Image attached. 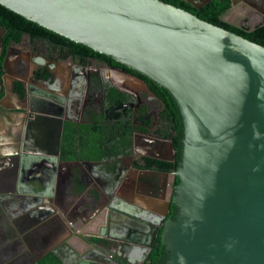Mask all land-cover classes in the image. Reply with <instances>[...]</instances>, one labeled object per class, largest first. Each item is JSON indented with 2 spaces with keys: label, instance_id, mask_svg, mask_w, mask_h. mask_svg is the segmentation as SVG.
Here are the masks:
<instances>
[{
  "label": "water",
  "instance_id": "1",
  "mask_svg": "<svg viewBox=\"0 0 264 264\" xmlns=\"http://www.w3.org/2000/svg\"><path fill=\"white\" fill-rule=\"evenodd\" d=\"M183 1L200 9L211 0ZM230 1L226 15L236 6ZM0 5L141 74L173 99L183 148L179 183L162 216L172 200L178 214L161 235L169 252L166 264H264V46L161 0H0ZM4 32L0 26V48ZM114 72L121 81L136 78L122 69ZM5 87L11 94V80ZM22 153L29 158L58 152L23 148ZM16 168L20 175L29 166ZM52 187L43 178L15 180L13 190H0V201L30 209L36 221L49 218L55 230L71 229L73 223L52 203ZM27 199H33L30 206ZM4 214L9 229L22 220L19 213Z\"/></svg>",
  "mask_w": 264,
  "mask_h": 264
},
{
  "label": "flooded vegetation",
  "instance_id": "2",
  "mask_svg": "<svg viewBox=\"0 0 264 264\" xmlns=\"http://www.w3.org/2000/svg\"><path fill=\"white\" fill-rule=\"evenodd\" d=\"M235 3L237 11L231 12L228 19L242 26L250 22L264 24V0ZM5 34L6 30L0 48V190H13L15 180L43 178L53 184L52 203L73 226L55 230L49 218L36 221L28 213L30 209L25 212L0 201V264H51L49 256L60 264H144L165 223L173 219L172 214H178L177 207L172 210L171 200L163 218L161 205L175 195L178 168L166 171L154 163L148 166L150 160H175L167 135L174 133L161 115L162 104L148 92L143 80L125 77L121 81L114 69L122 68L80 51L77 43L24 34L19 43L5 44ZM8 80L12 86L9 95L5 91ZM116 90L123 94L117 106L110 99ZM117 115L131 122V140L126 147L131 148L130 152L118 158L107 156L102 161L84 158L85 149L116 148L112 143L116 140ZM26 137L28 147L23 146ZM67 144L78 148L77 158L62 159L61 148H68ZM23 148L58 153L23 158ZM23 165L29 168L20 170L19 175L16 166L20 169ZM134 177V193L148 199L141 207L132 202L135 209L123 211L118 194L129 190ZM126 195L127 201L132 198L129 191ZM159 200L165 203L159 204ZM31 203L33 199L26 200L27 205ZM105 211L106 223L100 225ZM4 212L14 218L19 213L22 220L18 219L16 228H7ZM85 219L82 227L88 230L82 232L80 225Z\"/></svg>",
  "mask_w": 264,
  "mask_h": 264
},
{
  "label": "trees",
  "instance_id": "3",
  "mask_svg": "<svg viewBox=\"0 0 264 264\" xmlns=\"http://www.w3.org/2000/svg\"><path fill=\"white\" fill-rule=\"evenodd\" d=\"M161 1L174 5L178 8L184 9L196 15L201 20L225 28L228 31L234 32L245 39H248L256 44L264 46V24L257 25L253 30H250L247 26L236 27L222 20L223 14L230 7V0H211L209 3L205 4L200 9H195L194 7H192L190 4L186 3L183 0H161ZM0 26L6 30L5 38H7V40H5V44H8L10 42L19 43L21 41L22 35L24 34L29 35L31 38L44 36V37H49L53 40H61L62 42L68 40L62 36H59L39 26L38 24H35L34 22L25 19L24 17L12 12L11 10L1 5H0ZM77 46L80 48V51L85 53L88 51L90 55H95L97 57L110 61L114 66L124 69L125 71L131 73L132 75L143 80L146 83L149 91L162 104L163 109L161 111V115L163 119L169 124L171 132L174 133L173 136L172 133H169L167 135L171 137V142L175 157L174 162H162V161L156 162L155 160H150L151 163L148 166L153 165L154 163L156 165H161V168L166 171L175 170L179 168L182 159V148H183L182 123L177 107L171 96L168 94V92L163 88L159 87L157 84H155L148 78L142 76L141 74L125 66L116 63L115 61L109 59L108 57L98 54L83 45L78 44ZM1 60L2 57H0V78L2 75ZM18 87L21 89V85H19ZM1 95L2 92L0 93V97ZM122 95H123L122 93L117 92L116 90L113 91L112 95H110V99L111 101L116 102L115 104L117 106L122 99L121 98ZM111 111L115 112L114 110ZM114 120H115L114 129L116 130V134H115L116 140L112 143V146L116 148H99L98 151L85 149L84 158L92 157L94 160L102 161L107 156L109 158H118L130 152L131 148H126V147L130 145V140L132 135V127L130 125L131 122L126 119L123 120L122 115H117V118H115ZM102 127H103L102 125L99 126L100 131H103ZM66 131L69 132V126ZM119 134L121 136V139L118 140ZM65 141H67V139H65ZM67 147L68 148H61L62 159L77 158V155L79 153L78 148H70L71 147L70 144H67ZM69 155H73V157H70ZM178 183L179 181L176 180L175 184ZM176 209H177L176 206L173 204L172 210L176 211ZM171 216L173 218L172 220H175L177 217V215L175 217L174 214H172ZM168 259H169V253L165 250V247L161 244V237L159 234L144 264H166ZM47 260L51 264H60L56 261L54 256H49Z\"/></svg>",
  "mask_w": 264,
  "mask_h": 264
},
{
  "label": "crops",
  "instance_id": "4",
  "mask_svg": "<svg viewBox=\"0 0 264 264\" xmlns=\"http://www.w3.org/2000/svg\"><path fill=\"white\" fill-rule=\"evenodd\" d=\"M135 180H136V178L134 177L133 180L131 181L130 185H129V190H128L130 193H132V198H129V200L127 201L128 196L126 195V193L128 191L125 194H121V195L118 194V196L121 198V199H119V206H120L121 210H123V211H128V208H129V210H130V208L133 209L134 205H131L132 202H135L136 206L141 207V206H143L142 203L145 202L144 199H148L147 196H144V195L142 196L141 194H137V193L135 194L134 193ZM124 188H125V190H126V188H128L126 186L125 182H124ZM119 197H117V198H119ZM141 199L143 200V202L140 201ZM158 202H159V204L165 203L164 200H159ZM161 205L164 206V204H161ZM134 209H135V207H134ZM86 222L87 221L85 219L82 221V223L80 225L82 232H85L88 230V228L82 227V225H84ZM98 223H100V225H105V223H106V211H105V213L102 214V218H100Z\"/></svg>",
  "mask_w": 264,
  "mask_h": 264
},
{
  "label": "rangeland",
  "instance_id": "5",
  "mask_svg": "<svg viewBox=\"0 0 264 264\" xmlns=\"http://www.w3.org/2000/svg\"><path fill=\"white\" fill-rule=\"evenodd\" d=\"M236 9H237V8H236ZM236 9L234 8V11H237ZM227 16H228V15L224 14V15L222 16V20H226V22L231 23V24H235V25H238V26H242L241 23H239V22L236 21V20L228 19ZM241 22H242V21H241ZM258 24H259V23H257V22H250V23H245V24H243V25H244V26H247L249 29H251V28L256 27Z\"/></svg>",
  "mask_w": 264,
  "mask_h": 264
},
{
  "label": "bare ground",
  "instance_id": "6",
  "mask_svg": "<svg viewBox=\"0 0 264 264\" xmlns=\"http://www.w3.org/2000/svg\"><path fill=\"white\" fill-rule=\"evenodd\" d=\"M230 13H231V12H230ZM230 13H229V14H230Z\"/></svg>",
  "mask_w": 264,
  "mask_h": 264
}]
</instances>
